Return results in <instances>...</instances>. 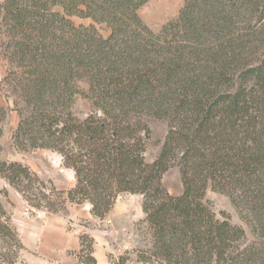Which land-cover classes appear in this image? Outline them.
Returning a JSON list of instances; mask_svg holds the SVG:
<instances>
[{"label": "trees", "instance_id": "16d2710c", "mask_svg": "<svg viewBox=\"0 0 264 264\" xmlns=\"http://www.w3.org/2000/svg\"><path fill=\"white\" fill-rule=\"evenodd\" d=\"M149 1L0 0V50L10 61L0 86L19 115L13 146L59 153L76 182L57 189L4 159L1 143L0 177L30 208L89 203L99 220L119 195H141L151 238L144 263L264 264V0H185L158 31L139 13ZM73 16L92 21L78 26ZM79 98L91 104L84 118ZM6 111L0 102V119ZM147 118L167 125L152 162ZM174 166L179 194L163 184ZM209 190L228 196L244 225L220 218ZM80 243L79 262L96 264L94 238L81 233ZM23 250L0 199V264H16Z\"/></svg>", "mask_w": 264, "mask_h": 264}, {"label": "rangeland", "instance_id": "374dc122", "mask_svg": "<svg viewBox=\"0 0 264 264\" xmlns=\"http://www.w3.org/2000/svg\"><path fill=\"white\" fill-rule=\"evenodd\" d=\"M184 2L185 0H150L140 9L139 13L143 20L150 27L158 31L165 23L178 17ZM71 18L78 26L89 25L92 21L91 19L81 18L78 16H73ZM100 31L105 36H108L110 33V30L107 29L105 25L100 27ZM9 67V59L5 57L3 51L0 50V81L6 75ZM80 85L86 86L84 83H80ZM0 102L7 110L6 116L3 119H0V127L3 131L0 137V143L3 147L2 157L6 160L21 161L29 165L37 174V170L43 172L44 174H49L56 181L61 182L62 186L69 187L68 189H70L76 182L75 173L73 174L72 169L64 167L63 163L60 165V160L62 162V156L59 153L47 149H37L30 152H22L13 146L12 135L19 122V115L18 112L14 110L13 99L7 97V92L3 86H0ZM75 110L80 117L84 118L90 112L91 104L87 99L79 98L77 100ZM147 122L152 128L153 136L148 142L146 158L149 162H152L160 153L162 142L167 132V125L163 121L153 118H147ZM40 177L43 178L44 175ZM52 182L57 189L68 190L60 188L53 180ZM163 184L172 194H179L181 192L183 184L178 167L174 166L164 174ZM0 199L4 201L5 207L11 214L17 207L21 205L23 201L29 205V203L24 199L23 195L14 187L10 186L2 177H0ZM118 199L121 200H119L117 207H120L122 210L124 209L123 207L128 206L127 209L130 208V210L134 212L133 219L136 220L133 221L134 224H132V226H127L125 225L127 224V218L124 219L123 215V221H120L116 227L112 223L111 225H108V228L105 230L106 232H104V234L109 240H111L113 246L116 247L115 250H120V252H122L121 254L128 253L130 258L128 262L129 264H158L155 261L144 263L139 260V251L142 249L146 250L151 247V238L147 231V226L143 222V218L145 217L142 206L143 197L139 194L124 193L119 195L117 201ZM207 199L211 202L214 210L220 218L222 217V213H226L233 223L244 225L238 210L233 206L228 196L209 190ZM87 204L89 203L82 205L67 203V205L63 206L62 210L57 213H62L70 218L71 216L75 215V211H73L74 209L78 211L81 216H84L88 209ZM28 208L32 214L41 210L50 212L46 209L30 208V206H28ZM31 209L33 211H31ZM93 224L94 223L91 221H88L87 219L80 216H78L76 219L70 218V222L68 223L70 228L77 230L84 229V231H86L88 234L90 233V230H94L95 226ZM24 256L25 250L21 252L16 264H22L24 262ZM111 256H117V254L110 252L109 258Z\"/></svg>", "mask_w": 264, "mask_h": 264}, {"label": "crops", "instance_id": "0c3cea01", "mask_svg": "<svg viewBox=\"0 0 264 264\" xmlns=\"http://www.w3.org/2000/svg\"><path fill=\"white\" fill-rule=\"evenodd\" d=\"M37 172L40 176L44 175V179H52L60 188H69L62 186L61 182L56 181L49 174H44L39 170ZM72 172L74 174L73 170ZM119 200L121 199L116 201L114 208L102 220L94 218L90 204H87L88 209L84 216H81L78 211L71 207L75 211V215L70 218L76 219L80 216L94 223L95 228L90 230L89 234L94 238L93 255L96 258V264H114L109 258L110 252L117 255L122 253L118 249L115 250L116 247L104 234L108 225L112 223L116 227L120 221H123V215L124 219L127 218V224H125L127 226H132L134 224L133 221L136 220L133 219L134 212L130 208L127 209L128 206L123 207L124 209L122 210L117 207ZM28 206L23 201L12 212L14 224L25 247L24 262L22 264H84L79 262L75 252L81 247V233H86V231L84 229L70 228L68 225L70 218L62 213H51L41 210L32 214ZM31 211L33 210L31 209Z\"/></svg>", "mask_w": 264, "mask_h": 264}]
</instances>
